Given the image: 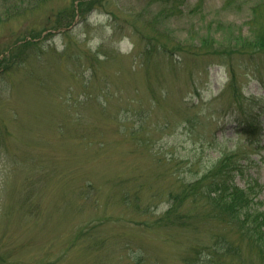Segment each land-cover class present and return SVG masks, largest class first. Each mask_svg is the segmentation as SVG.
<instances>
[{
	"label": "rangeland",
	"instance_id": "1",
	"mask_svg": "<svg viewBox=\"0 0 264 264\" xmlns=\"http://www.w3.org/2000/svg\"><path fill=\"white\" fill-rule=\"evenodd\" d=\"M73 1L0 0V16L4 4L16 15L0 23V264H138L136 235L145 246L162 244L136 230L148 217L130 205L137 188L123 193L132 179L177 178L158 168L156 150L171 160L195 149L209 159L242 152L248 160L237 181L252 183L250 204L263 212L264 149L235 135L233 120L264 118V51L250 62L215 41L239 31L254 36L264 0H95L87 25L50 30ZM48 31L51 40L43 39ZM25 39L42 40L44 53L3 72V57ZM233 70L237 98L226 90ZM167 104L175 133L155 138L153 151L140 147L130 129L142 116L162 125ZM214 132L220 143H212ZM147 193L140 189L142 206ZM175 243L156 250L164 264H179Z\"/></svg>",
	"mask_w": 264,
	"mask_h": 264
},
{
	"label": "trees",
	"instance_id": "2",
	"mask_svg": "<svg viewBox=\"0 0 264 264\" xmlns=\"http://www.w3.org/2000/svg\"><path fill=\"white\" fill-rule=\"evenodd\" d=\"M41 1L44 0H40V3ZM94 1L74 0L69 7L55 15L58 24L50 30L69 28L75 25L77 17L81 24L87 25L89 14L95 10L92 8ZM3 9L0 23L8 22L16 16H9L11 10L9 11L5 4ZM15 14L18 13L15 12ZM253 22V20L250 22L251 26ZM258 22L260 27L256 31L252 30L254 36H246L242 31L227 33L225 38L222 36L223 39L215 41L217 46L237 50L239 55L250 62L259 60L261 57L259 55L264 51V19L261 22L258 19ZM34 32L35 30L31 33ZM249 33L251 32L249 31ZM35 36L42 37L40 33H36ZM52 37L53 33L48 32L43 39L51 40ZM40 42L25 39L21 45L15 46L10 57H3L1 61L5 65L3 72L14 69L12 68L13 62L17 66L25 65L28 55H31V58L41 57L45 50ZM46 50L49 51V49ZM15 51L17 52L15 53ZM73 59L79 58L75 55ZM171 62L175 64L174 60ZM243 65L245 63L240 66L243 67ZM249 68L251 67L246 70ZM154 72L161 74L158 68ZM232 72L229 74L230 81L226 90L230 91L231 88L232 97L237 98L241 95L236 88L234 70ZM230 105L234 107L233 102ZM182 108L192 109L190 105ZM174 109V106L167 104V114L162 125L159 123L149 126V117H140L139 126L133 125L130 129L132 135L137 134L135 139L139 138L140 147L152 150L150 145H154L155 138L158 143L162 136L166 137L175 133L174 129H177L179 124H172L176 119L174 115L177 116ZM68 113L70 119L68 122L73 123L74 118L70 112ZM179 114L188 123L197 124L200 121L198 118L189 117L190 115L181 112ZM89 126L90 132H95L98 129L94 122H91ZM233 127H235V135L243 137L246 145L255 150L264 149V118H261V115L237 116L233 120ZM212 137L213 144L220 143L215 132ZM233 138L224 140L234 141ZM195 150L189 152L188 155H183L185 158H181V160L175 159L174 156H171L172 160L169 159L166 155L169 154L168 152L160 154V151L156 150L151 153L158 168H162L163 172L165 169L171 172L177 171V178L167 180L165 184L159 185L156 181L150 184L146 181L142 183L139 178L126 181L123 194L127 196L137 188L133 194L128 196L132 197L130 205L135 210L142 208L144 210L142 214L148 216L145 221H141L142 224H136V230L140 228L147 233V238L150 235L152 240H158L156 245L162 244L161 246H145L143 245L144 239H138L136 235L134 240L135 261H138V264H164L165 259L158 255L156 250H160L159 247L163 245H173L179 233L182 238L175 243L174 251L176 253H173L179 260V264H264V211L256 210L255 206L250 204L249 194L252 183L247 182L246 186L241 187L237 181V175L242 174L244 169L242 162H247L248 158H242V152L233 149L229 151V149L220 152L219 158L209 159L203 154L200 156ZM206 162L208 164L204 170L201 166H204ZM124 182L125 179L112 180V184L115 185ZM144 186L148 188L150 193L147 194L151 199H145L148 204L142 206L143 198L139 196V192ZM167 186V190L162 189ZM163 204L165 207L162 206ZM254 255L257 256L260 263L253 259Z\"/></svg>",
	"mask_w": 264,
	"mask_h": 264
}]
</instances>
